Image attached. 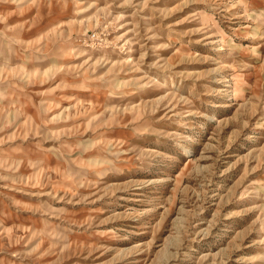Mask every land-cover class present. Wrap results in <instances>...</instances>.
Wrapping results in <instances>:
<instances>
[{"label": "rangeland", "instance_id": "rangeland-1", "mask_svg": "<svg viewBox=\"0 0 264 264\" xmlns=\"http://www.w3.org/2000/svg\"><path fill=\"white\" fill-rule=\"evenodd\" d=\"M0 264H264V0H0Z\"/></svg>", "mask_w": 264, "mask_h": 264}]
</instances>
